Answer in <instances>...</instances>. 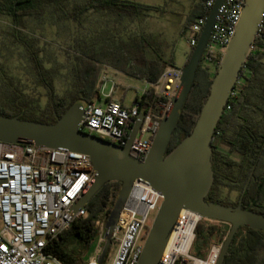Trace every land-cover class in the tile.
Instances as JSON below:
<instances>
[{
    "label": "trees",
    "instance_id": "obj_1",
    "mask_svg": "<svg viewBox=\"0 0 264 264\" xmlns=\"http://www.w3.org/2000/svg\"><path fill=\"white\" fill-rule=\"evenodd\" d=\"M197 1L202 7L200 16L207 14V0ZM155 9L135 0H0V19L9 22L3 28V42L8 50L18 53L19 70L24 74L21 76L13 73L0 58V114L40 123H56L72 105L86 106L95 100L104 64L150 83L157 82L165 67L173 66V62L160 58L162 64L157 63L151 54L157 52L151 45L152 35L144 33L139 37L127 32L125 38L113 32L115 29L119 33V26L124 25V22L149 17ZM92 17L107 23V29L101 27L100 32H96L92 26H87L89 21L93 22L90 19ZM110 22L115 23V27L111 28ZM74 24L81 28L78 29V35L71 29ZM45 25L66 29L74 35L69 39L64 61H61L59 48L40 31ZM0 57L4 58V55ZM203 60H206V56ZM219 61L220 58H217L216 67ZM119 62L131 68L119 65ZM135 62L140 65L136 66ZM208 70L202 65L198 69L169 152L192 132L216 74ZM23 77L34 87L48 91L47 107L43 108L40 103L33 102L27 93L29 83ZM64 80L68 87L61 95L58 94L57 85ZM235 93L228 104L231 109L226 108L213 140L215 182L208 201H213L212 197L221 192L223 178L220 172L224 165L232 173V169L238 166L243 169L247 162L250 163L245 182L254 165H257L255 191L259 199L264 193V32L255 39L254 49L241 72ZM160 99L154 89H149L143 96L142 110L150 111ZM121 188L119 182L108 183L86 205L88 216L76 220L61 234L59 240L51 241L47 252L57 256L63 264H86V251L96 247L99 237L95 225L98 214L106 207H110L111 213ZM244 208L264 215V208L257 202H247ZM244 231L255 236V249L261 247L260 240L264 232L243 227L238 231L224 264H238L234 255L238 239ZM212 234L213 231H210L208 239Z\"/></svg>",
    "mask_w": 264,
    "mask_h": 264
},
{
    "label": "built area",
    "instance_id": "obj_2",
    "mask_svg": "<svg viewBox=\"0 0 264 264\" xmlns=\"http://www.w3.org/2000/svg\"><path fill=\"white\" fill-rule=\"evenodd\" d=\"M215 2L207 0V14L199 16L190 27L192 35L189 42L193 48ZM245 2L224 0L203 57L206 56V62L215 63L217 58L221 61L236 33ZM263 32L264 12L257 36ZM254 44L255 41L252 50ZM182 75L181 68L165 67L157 82L147 83L132 107L113 99L114 89L106 93L109 79L104 76L95 100L83 106L80 131L125 147L134 124L143 115L142 126L130 153L144 161L152 149L163 118L173 107V98L182 90ZM149 89H154L161 99L145 112L142 100ZM235 95L234 91L231 98ZM227 108L231 109V106ZM95 176L92 161L85 153L0 142V264H63L57 256L47 252V246L51 241L59 240L76 220L88 216L86 206L77 212L73 208L88 192ZM162 201L160 192L145 182L136 181L114 233L119 248L111 264H139L144 249L143 240L150 231V217L153 212H158ZM109 210L110 207L103 209L95 222L99 232L96 255L105 243ZM203 220V216L196 211L181 210L162 254L161 264H218L224 242L212 243L205 256L202 252L198 255L194 252L198 228ZM86 264L106 263H100V258L94 256Z\"/></svg>",
    "mask_w": 264,
    "mask_h": 264
},
{
    "label": "water",
    "instance_id": "obj_3",
    "mask_svg": "<svg viewBox=\"0 0 264 264\" xmlns=\"http://www.w3.org/2000/svg\"><path fill=\"white\" fill-rule=\"evenodd\" d=\"M223 3L224 0H216L211 9L199 41L188 63L182 69V90L173 98V107L163 118L152 149L144 161L134 158L130 153L142 126L143 115L134 124L127 146L121 147L80 131L79 124L84 117L82 104L72 105L56 123H40L0 114V142L66 149L89 155L96 176L88 192L83 194L74 206L75 212L90 203L108 183L122 184L105 225V245L100 263H104L113 243L120 216L136 181L149 184L163 196L139 264H161L162 254L182 209H191L200 213L204 219L230 226L218 264H224L241 228L248 227L264 232V215L246 210L242 200L239 205L230 206L207 199L215 182L213 140L251 54L264 12V0H246L236 33L217 67L192 132L169 152L181 113L193 90L198 69Z\"/></svg>",
    "mask_w": 264,
    "mask_h": 264
},
{
    "label": "rangeland",
    "instance_id": "obj_4",
    "mask_svg": "<svg viewBox=\"0 0 264 264\" xmlns=\"http://www.w3.org/2000/svg\"><path fill=\"white\" fill-rule=\"evenodd\" d=\"M135 1L144 5L156 7V9L154 12L149 14V17H140L136 19L135 22H124V25L119 26V29L121 30L119 33L115 29L113 30V32L125 38L127 37L128 33L140 35L139 37L143 36L144 33L152 35L151 45L156 49L157 52H151V54L155 59H157V63H161L160 58H173V66L183 69L189 59V55L194 50L189 42L192 35L190 27L201 14L202 7L200 5V2H196V0ZM90 19L93 22L91 23L89 21L87 23V26H92V28L96 30V32H100L99 30H101V27H105V30L107 29V23H103L104 21H102V19L101 21L96 17H92ZM6 25H9V22L7 20L0 19V56L4 55V58L0 57L1 61L6 63L9 69L13 71V73L24 76L23 72L19 70L18 53H13L12 50H8L4 45V37L2 35V32L4 26ZM109 26L113 28L115 27V23L110 22ZM71 29H73L75 35H78V29L81 28L77 26V24H74L72 25ZM40 31L46 35L48 41L59 48L61 61H64V53L69 48V39L74 35H71V33H69V31L66 29L62 30L57 26L51 25H45V27H43ZM105 35L107 36V32L105 33ZM98 38L99 37L97 36V39ZM135 64L136 66L140 65L138 62H135ZM119 65L131 68L124 62H119ZM201 65L205 68H209L208 71L211 74L216 73L217 67L215 66V63L202 61ZM139 68L142 69L143 67ZM104 76H107L109 79L106 86V93H109L110 91H112V89H114L113 98L118 101H123L127 107H132L135 104L136 99L142 95V92L146 88V83L144 82V80L128 75L122 70H117L109 64H104L102 67L98 89ZM23 79L25 82L29 83L27 93L31 97L33 102L40 103L43 108L47 107L49 103L48 91L44 88L34 87L31 82L26 79V77H23ZM114 85L115 88H113ZM57 86L58 94L62 95L63 92L67 89L68 83L66 82V80H64L63 82L58 83ZM37 112L39 113L41 111L37 110ZM221 146L222 145H220V147ZM232 196L233 199H236V195ZM259 203L260 206L264 208V193L261 195ZM156 216L157 212H153L149 221L150 228L152 227ZM214 227L216 228V230H220L219 233H221V235L225 231L224 239L227 236L230 228V226L225 223L204 219L200 224V229L197 232L198 241L196 242V245L194 247L195 254L198 255L200 252H202L203 256H205L208 253L211 247V244H207L208 235L210 231H213ZM121 237L122 233L120 234V238ZM245 237H248V240L255 239V236L250 234L248 236L247 233L243 232L238 239V244ZM146 239L143 240V245H145ZM104 245L105 243L99 248L100 250L98 255L95 254L96 247L94 249L86 251V262H88L94 256L100 258ZM118 248L119 242L113 239V243L107 253L106 264H111L113 262L118 252Z\"/></svg>",
    "mask_w": 264,
    "mask_h": 264
},
{
    "label": "flooded vegetation",
    "instance_id": "obj_5",
    "mask_svg": "<svg viewBox=\"0 0 264 264\" xmlns=\"http://www.w3.org/2000/svg\"><path fill=\"white\" fill-rule=\"evenodd\" d=\"M249 166L250 163L247 162V164L243 169L238 166L232 169V173H231V170L227 169L226 165H224L223 170L220 172V175L223 178L222 179L223 185H221L220 187L221 192L218 193L219 194L218 196L212 197V200L217 202H223L226 203L227 205H236V203H238L237 205H239L240 201L242 200L243 207L247 202L252 204L253 203L255 204V202H257L258 204H260L259 197L256 194L255 191L256 188L254 185V175L257 165H254L248 180L245 182V175L249 169ZM243 185L244 187L243 189H241ZM232 195H236V199H233ZM219 232L220 230L218 229L216 230L215 227L213 228V234L211 238L207 240L208 245L214 242L225 241L226 239V237L224 239L225 231L223 232L222 235ZM248 239H249L248 237H245L243 240L240 241V243L237 246V250L235 252L234 257H235V261H237L238 264H253V260L254 261L259 260L261 257L259 251H257L256 249L252 248L251 250H248V248H246L248 245Z\"/></svg>",
    "mask_w": 264,
    "mask_h": 264
},
{
    "label": "crops",
    "instance_id": "obj_6",
    "mask_svg": "<svg viewBox=\"0 0 264 264\" xmlns=\"http://www.w3.org/2000/svg\"><path fill=\"white\" fill-rule=\"evenodd\" d=\"M196 21V20H195ZM194 24V23H193ZM192 24V25H193ZM191 25V26H192ZM189 57H190V55H189ZM164 60H167V61H172L173 62V64H174V60H173V58H169V59H164ZM189 60V59H188ZM188 62V61H187ZM144 82L146 83V86H147V83H149L148 81H145L144 80ZM114 99V98H113ZM123 102V101H122ZM245 233H247L246 231H244ZM248 235H249V233H248ZM260 242H261V247L260 248H257L256 250L257 251H259V253H260V255H261V257H260V259L259 260H255V263L254 264H264V237H262L261 238V240H260ZM255 244H254V240H248V245H247V247L246 248H248V250H251L252 248L253 249H255L256 247L254 246ZM248 252V251H247Z\"/></svg>",
    "mask_w": 264,
    "mask_h": 264
}]
</instances>
